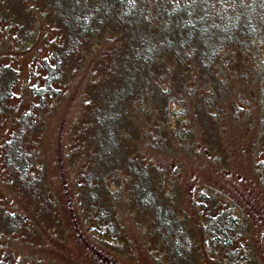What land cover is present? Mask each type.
I'll list each match as a JSON object with an SVG mask.
<instances>
[{
	"label": "rangeland",
	"instance_id": "374dc122",
	"mask_svg": "<svg viewBox=\"0 0 264 264\" xmlns=\"http://www.w3.org/2000/svg\"><path fill=\"white\" fill-rule=\"evenodd\" d=\"M115 4L0 0V264H264V54Z\"/></svg>",
	"mask_w": 264,
	"mask_h": 264
},
{
	"label": "trees",
	"instance_id": "16d2710c",
	"mask_svg": "<svg viewBox=\"0 0 264 264\" xmlns=\"http://www.w3.org/2000/svg\"><path fill=\"white\" fill-rule=\"evenodd\" d=\"M112 1L116 3L115 6L120 9L124 17L132 12L137 17L146 18L152 11L157 10L161 21L173 20L177 28L179 44L213 36L219 40L225 38L229 41L241 38L248 40L254 50L256 47L260 48L258 54H264V0H151L148 3V10L143 4L140 8L137 5L133 7L131 4H139L137 0H128L130 4L127 3V6L131 5V9L124 7L122 0ZM61 2L62 0H55L57 4ZM110 13L107 6H100L93 10V18L99 20L103 15ZM71 16L82 28L85 26L86 16L79 15L81 18L72 14ZM257 21H260L259 24ZM98 24L91 32L95 34L100 32L102 24ZM164 42H167V39L163 37L161 43Z\"/></svg>",
	"mask_w": 264,
	"mask_h": 264
}]
</instances>
